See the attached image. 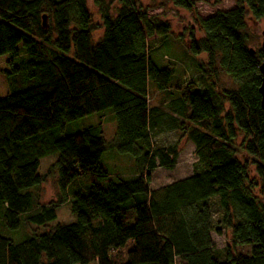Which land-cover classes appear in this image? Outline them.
I'll return each mask as SVG.
<instances>
[{"label": "trees", "instance_id": "obj_1", "mask_svg": "<svg viewBox=\"0 0 264 264\" xmlns=\"http://www.w3.org/2000/svg\"><path fill=\"white\" fill-rule=\"evenodd\" d=\"M92 1L100 24L88 0H0V56H10L18 76L0 98L4 224L17 230L18 217L27 215V222L44 226L66 202L75 216L74 223L19 244L0 236V264H264V198L253 193L264 195L263 55L248 48L244 33L247 22L264 17V0H235L234 9L206 19L196 15L194 0H171L192 14L202 34L197 40L190 32L189 53L206 57L198 66L200 83L186 82L177 96L167 89L170 71L148 58V39L169 35L170 26L135 9L132 0ZM219 70L237 89L220 90ZM150 80L169 92L164 112L149 105ZM101 113L117 126L110 146L134 160L130 179L105 172L101 124L61 137L54 132ZM164 131L175 132L177 143L154 147L152 139ZM181 141L194 146L192 176L150 190L151 172L173 169ZM52 154L59 196L40 206L28 190L44 182L39 160ZM83 177L87 192L77 190L68 201L67 188ZM222 229L232 245L249 246V254L235 255L229 246L214 250L210 234Z\"/></svg>", "mask_w": 264, "mask_h": 264}, {"label": "rangeland", "instance_id": "obj_2", "mask_svg": "<svg viewBox=\"0 0 264 264\" xmlns=\"http://www.w3.org/2000/svg\"><path fill=\"white\" fill-rule=\"evenodd\" d=\"M107 3L109 0H104ZM196 15L202 19H206L214 15L217 11H229L235 8V0H194ZM134 8L145 12L148 17H152L167 23L170 26L171 33L167 36H153L149 38L148 50L149 60L157 69H168L170 76L168 78L167 89L172 94L177 92L176 89L183 86L188 81L200 83L201 71L198 66L203 65L206 61L204 54L199 56H192L188 50V37L190 32L193 33L194 38L199 40L202 34L197 30L192 19V14L187 11L176 8L171 0H132ZM88 9L92 15L93 22L100 24L98 9L94 6L92 0H88ZM111 7H118V2H111ZM264 31V17L255 20L254 22H247L245 35L247 36V46L254 51L261 50V32ZM102 29L95 31L92 34V39L96 42L102 35ZM11 61L10 56H0V98L9 95L13 90L10 83L17 80L18 76L13 73L8 62ZM217 83L220 90L232 91L237 89L235 83L225 74L219 70L217 76ZM147 96L149 98V105L153 106L160 102L157 100V86L152 80L147 85ZM180 96V95H179ZM227 108V105H226ZM101 124L103 139L106 142V151L102 155L101 164L108 175L118 174L125 179H130L134 172V160L130 155L120 154L110 145L113 144L116 135V123L109 113L95 114L73 122L65 123L62 128L55 130L56 136L70 135L89 127H95ZM177 134L173 131L161 132L156 138L152 139L153 146H173L177 143ZM242 140L238 136L237 143ZM179 152L176 160V167L174 170H167L162 168H155L150 175L149 188H161L170 185L179 179L187 176L189 173L188 167L195 159L194 149L188 142L181 141L179 144ZM240 161L244 160L243 154H238ZM57 159V154H52L43 157L39 160V175H46L44 182L38 188L29 189L38 196V203L40 206L48 205L58 200L57 189V171L52 168ZM249 162V160H247ZM250 177L258 182L254 170L250 167ZM88 178H79L73 182L66 190V197L68 201L72 198L75 191L79 190L83 193L88 189ZM253 193L261 201L264 195H260L258 189ZM4 209L0 207V236L10 240L14 244H19L29 239L33 234H44L49 232L57 224L69 225L75 222V216L70 211L69 202L57 206L56 220L44 226H36L26 221L27 215H20L18 217L19 228L17 230H9L3 221ZM219 219L218 212L213 214V222L216 223ZM211 242L214 250L222 251L229 246L235 255L246 256L249 254L250 247L244 244L232 245L231 234L228 230L222 229L220 235L214 232L210 234ZM89 264H97L92 262Z\"/></svg>", "mask_w": 264, "mask_h": 264}, {"label": "crops", "instance_id": "obj_3", "mask_svg": "<svg viewBox=\"0 0 264 264\" xmlns=\"http://www.w3.org/2000/svg\"><path fill=\"white\" fill-rule=\"evenodd\" d=\"M168 90H164V91H157V100H158V102H160L159 103V105L158 104H156V105H153V107H158V108H160L161 109V111H165V107H166V105H168L169 104V101H172L171 99H168L167 98V96H168ZM171 116L172 117H175V115L174 114H171ZM189 143V142H188ZM191 144V143H190ZM192 145V144H191ZM192 147H193V149H194V146L192 145ZM196 161V158L191 162V164L189 165V167H188V171H189V173L187 174V176L186 177H184V178H182V179H179L178 181H181V180H185V179H188V178H190L191 176H192V165H193V163ZM177 164V163H176ZM175 164V165H176ZM174 165V167H173V169L172 170H174L175 169V166ZM177 182V181H176ZM164 187V186H163ZM162 188V187H161ZM157 189H160V188H150V190H157Z\"/></svg>", "mask_w": 264, "mask_h": 264}, {"label": "water", "instance_id": "obj_4", "mask_svg": "<svg viewBox=\"0 0 264 264\" xmlns=\"http://www.w3.org/2000/svg\"><path fill=\"white\" fill-rule=\"evenodd\" d=\"M42 26L43 28L46 27L45 17H42ZM261 37H262L261 53L263 55V62L261 63V66L259 68L261 81H260V86L258 88V93L260 95V107L264 111V31L261 32Z\"/></svg>", "mask_w": 264, "mask_h": 264}]
</instances>
